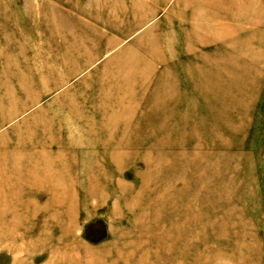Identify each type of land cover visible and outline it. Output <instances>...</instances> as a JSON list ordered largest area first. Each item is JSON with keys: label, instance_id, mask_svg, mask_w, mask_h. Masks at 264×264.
I'll list each match as a JSON object with an SVG mask.
<instances>
[{"label": "rangeland", "instance_id": "374dc122", "mask_svg": "<svg viewBox=\"0 0 264 264\" xmlns=\"http://www.w3.org/2000/svg\"><path fill=\"white\" fill-rule=\"evenodd\" d=\"M0 264H264V0H0Z\"/></svg>", "mask_w": 264, "mask_h": 264}]
</instances>
